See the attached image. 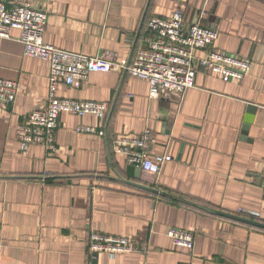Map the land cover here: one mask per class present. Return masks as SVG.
I'll return each instance as SVG.
<instances>
[{
    "label": "crops",
    "instance_id": "1",
    "mask_svg": "<svg viewBox=\"0 0 264 264\" xmlns=\"http://www.w3.org/2000/svg\"><path fill=\"white\" fill-rule=\"evenodd\" d=\"M36 1L48 12L43 43L60 50L127 64L148 20L180 7L185 27L214 23L215 48L252 65L241 80L198 68L193 87L159 98L125 70L59 81L58 98L108 110L103 122L61 113L47 156L40 145L22 152L15 131L46 104L49 62L25 56L16 30L0 38V78L18 85L13 105H0V264H264V229L218 214L264 224V0ZM146 130L148 151L171 160L158 175H130L115 141ZM170 228L191 231L193 249L176 247ZM91 232L139 252L92 255Z\"/></svg>",
    "mask_w": 264,
    "mask_h": 264
},
{
    "label": "built area",
    "instance_id": "2",
    "mask_svg": "<svg viewBox=\"0 0 264 264\" xmlns=\"http://www.w3.org/2000/svg\"><path fill=\"white\" fill-rule=\"evenodd\" d=\"M47 18L48 12L36 0L0 1V38L10 39V32L18 31L24 55L48 61L50 65L49 92L45 106L34 109L15 131L22 152L31 145H40L47 156H52L55 152L54 134L61 113L77 117L92 115L102 122L105 120L108 107L104 103L58 98L56 89L59 81L67 86H77L89 73H120L125 70L130 77L148 83L149 97L159 98L179 95L193 87L198 68L223 80H241L249 73L252 65L246 58L229 55L215 48L218 29L214 23L205 25L199 18L185 27L184 11L180 7L166 17L156 15L148 20L146 36L128 65L44 44L42 36ZM17 89L16 82L0 78V105L12 106ZM76 131L101 136L104 134L103 126L97 130L78 126ZM149 136L146 130L137 137H119L115 141V152L130 165L158 175L162 165L170 161L171 156L151 154L148 151ZM167 235L176 247L193 249L194 234L191 231L170 228ZM88 250L92 255L106 253L110 256L139 252L128 238L96 232L89 233Z\"/></svg>",
    "mask_w": 264,
    "mask_h": 264
},
{
    "label": "water",
    "instance_id": "3",
    "mask_svg": "<svg viewBox=\"0 0 264 264\" xmlns=\"http://www.w3.org/2000/svg\"><path fill=\"white\" fill-rule=\"evenodd\" d=\"M130 59L128 60L127 65L130 63ZM125 72L126 71H124V75H125ZM135 168H138V167L132 165L131 167L127 168L128 172L130 173V175H131V171H133ZM135 186L140 188L143 191H146V192H149V193H154V194H159V193H157V191L155 189H152L151 187H147V186H144V185H137V184ZM218 214L221 215V216L227 217L229 219H232L234 221H237V222H241V223H244V224H247V225H251V226H255V227H259V228L264 229V224L258 223L256 221H253V220H250V219L241 218V217H238V216L229 215V214H225V213H218Z\"/></svg>",
    "mask_w": 264,
    "mask_h": 264
}]
</instances>
